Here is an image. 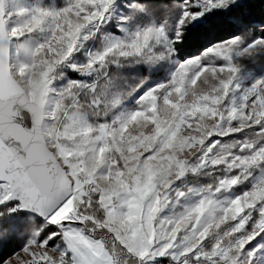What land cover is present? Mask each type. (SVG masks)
Wrapping results in <instances>:
<instances>
[{
	"label": "snow or ice",
	"instance_id": "obj_1",
	"mask_svg": "<svg viewBox=\"0 0 264 264\" xmlns=\"http://www.w3.org/2000/svg\"><path fill=\"white\" fill-rule=\"evenodd\" d=\"M0 264H264V0H0Z\"/></svg>",
	"mask_w": 264,
	"mask_h": 264
},
{
	"label": "trees",
	"instance_id": "obj_2",
	"mask_svg": "<svg viewBox=\"0 0 264 264\" xmlns=\"http://www.w3.org/2000/svg\"><path fill=\"white\" fill-rule=\"evenodd\" d=\"M21 243H22L21 239L14 240L11 244L7 246V249H6L7 253H11V251L13 250H18Z\"/></svg>",
	"mask_w": 264,
	"mask_h": 264
}]
</instances>
